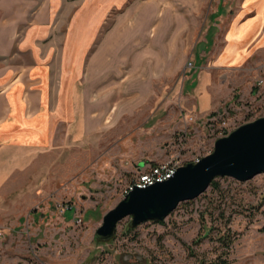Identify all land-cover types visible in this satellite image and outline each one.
I'll use <instances>...</instances> for the list:
<instances>
[{"label": "crops", "instance_id": "0c3cea01", "mask_svg": "<svg viewBox=\"0 0 264 264\" xmlns=\"http://www.w3.org/2000/svg\"><path fill=\"white\" fill-rule=\"evenodd\" d=\"M218 1L210 12L214 22L198 37L192 38L195 0L148 1L129 5L95 45V26L103 19H95V0H0V228L6 227L5 207L18 202L20 178L25 183L32 173L33 156L50 155L54 145H79L85 132L96 131L90 124L114 115L108 110L122 88L110 85L121 78L119 66L132 70L135 60H145L137 86L127 79L123 115L149 112L161 135L177 129L181 116L205 120L235 100L231 89L255 96L264 75V0ZM114 4L107 0V7ZM185 57L190 76L166 97L163 78L185 68ZM107 82L111 88L103 89L115 99L95 100ZM72 217V211L64 215Z\"/></svg>", "mask_w": 264, "mask_h": 264}, {"label": "rangeland", "instance_id": "374dc122", "mask_svg": "<svg viewBox=\"0 0 264 264\" xmlns=\"http://www.w3.org/2000/svg\"><path fill=\"white\" fill-rule=\"evenodd\" d=\"M148 1L186 3L114 0V6L107 7V0H95V19L103 18L95 26V45L110 34L115 21L118 25L126 17L129 5L134 8ZM217 1L195 0L197 36L192 38L214 22L210 12ZM101 3L105 9L100 13ZM183 59L185 68L179 67L174 78H163L169 88L164 91L166 97L172 95L171 87L181 86L190 76L186 72L193 67L191 60ZM134 62L137 65L132 70L119 66L121 78L117 76L110 85L122 88L115 97L117 106L108 110H115L112 117L90 124L96 131L85 132L82 144L54 145L50 155L33 156L28 182L20 176L18 202L5 207L0 264H264V172L246 181L218 177L214 180L218 189L210 185L196 199L180 203L163 221L132 227L126 217L117 224L112 238L95 237L103 216L122 199L138 173L171 157L180 166L195 162L212 152L217 139L264 117L261 75L255 82V96H240L233 88L235 100L224 103L205 120L181 116L177 129H165L161 135L157 124L149 121V112L123 115L124 102L129 99L127 79H132L135 88L145 65L142 59ZM107 84L95 91V100L108 98L111 91L103 89L111 88ZM115 98L111 94L109 99ZM67 211L73 212L71 220L64 218ZM224 236L225 242L221 241Z\"/></svg>", "mask_w": 264, "mask_h": 264}, {"label": "water", "instance_id": "95a60500", "mask_svg": "<svg viewBox=\"0 0 264 264\" xmlns=\"http://www.w3.org/2000/svg\"><path fill=\"white\" fill-rule=\"evenodd\" d=\"M264 172V117L243 124L215 141L211 153L177 168L169 179L133 186L102 218L99 240L113 237L117 224L130 217L131 226L163 221L177 206L203 194L218 177L246 181Z\"/></svg>", "mask_w": 264, "mask_h": 264}, {"label": "built area", "instance_id": "2783aa9c", "mask_svg": "<svg viewBox=\"0 0 264 264\" xmlns=\"http://www.w3.org/2000/svg\"><path fill=\"white\" fill-rule=\"evenodd\" d=\"M189 120H192V118L189 117ZM197 160H195V162ZM179 167L180 165L175 161L174 157L159 164L151 165L147 170L137 174L136 178L124 189V194L130 191L133 186L145 188L157 182L165 181L172 177ZM77 221H79V219H77Z\"/></svg>", "mask_w": 264, "mask_h": 264}, {"label": "trees", "instance_id": "16d2710c", "mask_svg": "<svg viewBox=\"0 0 264 264\" xmlns=\"http://www.w3.org/2000/svg\"><path fill=\"white\" fill-rule=\"evenodd\" d=\"M214 189H218V184L215 183L214 181L210 184ZM225 236L223 238H221V241L225 242ZM226 244V243H225ZM228 245V243L226 244ZM209 264H227V262H210Z\"/></svg>", "mask_w": 264, "mask_h": 264}]
</instances>
